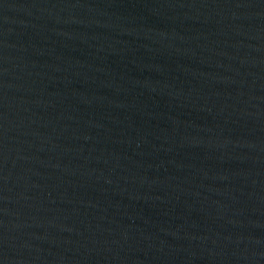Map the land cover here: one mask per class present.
I'll return each mask as SVG.
<instances>
[{"label":"water","instance_id":"water-1","mask_svg":"<svg viewBox=\"0 0 264 264\" xmlns=\"http://www.w3.org/2000/svg\"><path fill=\"white\" fill-rule=\"evenodd\" d=\"M0 264H264V0H0Z\"/></svg>","mask_w":264,"mask_h":264}]
</instances>
